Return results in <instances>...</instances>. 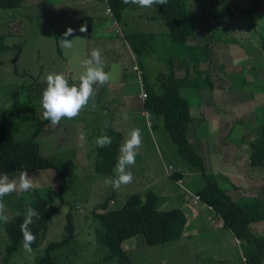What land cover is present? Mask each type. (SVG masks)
<instances>
[{
    "label": "rangeland",
    "instance_id": "rangeland-1",
    "mask_svg": "<svg viewBox=\"0 0 264 264\" xmlns=\"http://www.w3.org/2000/svg\"><path fill=\"white\" fill-rule=\"evenodd\" d=\"M231 1H212L209 11L201 0H188L192 38L198 40V49L224 43L228 49L217 60L230 71L243 66L235 65L242 54L254 53L246 35L259 39L261 33L221 26L225 17L235 22L237 12L231 17L224 11ZM108 6L106 0H24L18 7L0 8V35L5 44L0 51V122L15 139H28L38 129L40 153L54 163L68 184L60 199L61 176L52 167L0 174V264H35L47 243L65 236L68 212L74 235L49 252L57 263L119 264L116 257L107 258L109 248L97 239L102 217L107 214L105 219L116 224L122 219L116 210L126 198L149 190L157 196L158 210L180 208L186 224L179 239L163 244L149 245L142 234L125 240L132 264H242L243 253L238 254L232 231L220 224L221 218L205 202L194 203L191 198L205 185V178L177 152L162 118L149 114L139 97L141 81L155 83L157 73L169 68L172 48L160 12L152 0H127L115 22L112 11L106 12ZM196 13L204 26L196 23ZM255 19L264 22V13L255 14ZM132 31L155 34L153 50L146 58L139 59L129 46L126 35ZM204 57L210 61V51ZM135 62L143 71L141 79L133 69ZM192 91L180 90L187 100ZM190 113L191 117L198 114L193 107ZM196 122L199 134L191 139L188 123L187 136L205 172L233 199L264 202L253 186L255 172L264 166L249 165L250 142H243V128L228 135L223 129V134L206 142L202 136L205 123ZM107 127L120 132L121 139L112 172L100 173L94 167L96 147ZM255 132L259 139L261 131ZM243 163L245 168L235 169ZM175 170L182 176V185L169 173ZM178 195L182 200H171ZM38 198L53 207L45 234L35 246L19 242L6 256L7 220L17 214L32 220V204ZM193 215L195 221L190 222ZM189 223L196 226L192 231L186 228ZM250 229L264 236V220L251 223Z\"/></svg>",
    "mask_w": 264,
    "mask_h": 264
},
{
    "label": "trees",
    "instance_id": "trees-1",
    "mask_svg": "<svg viewBox=\"0 0 264 264\" xmlns=\"http://www.w3.org/2000/svg\"><path fill=\"white\" fill-rule=\"evenodd\" d=\"M23 1L0 0V8L18 7ZM106 1L116 17L115 20H119L127 0ZM152 2L167 27L170 43L175 46H171L168 72H159L155 83L144 82L146 98L143 106L149 114L162 118L163 126L176 145L177 152L190 166L198 167L200 170L205 178V185L196 193L221 218L222 225L229 228L238 239L245 264H264V236L255 234L250 229L251 223L264 220V202L257 203L259 199L246 202L232 199L230 193L218 185L215 177L205 172L202 158L187 137L191 116L188 100L182 96L180 90L184 87L198 89L212 86L209 74L210 61L205 60V57L201 58L208 53L207 48L199 50L198 44L191 46L186 44V41L194 36L189 15V2L188 0H152ZM126 38L139 59L146 58L153 50L154 33L132 31L126 35ZM176 44L181 46L179 50ZM17 46L20 47V45ZM4 47L3 36L0 35V51ZM188 48L190 56L186 57ZM176 49L178 56L174 57ZM260 131V140L249 143L251 152L248 163L253 167L264 166V123ZM37 133L38 129L28 139H15L3 122H0V174L52 167L61 176L59 197L62 199V193L68 185L67 181L54 163L40 153V143L36 139ZM98 138L100 142L96 147L95 170L100 173L112 172L117 162L121 134L107 127ZM173 176L179 177L180 174L174 171ZM156 201L157 196L151 190L144 194L132 193L116 210L119 212L118 216L122 214L121 221L111 224L105 219L107 214L102 217V228L97 230L96 234L98 241L109 248L110 254L107 258L116 257L119 264H132L124 243L125 240L137 234H142L149 245L163 244L182 236L186 224L183 211L180 208L158 210ZM106 202L104 201L101 206L104 207ZM33 203L32 220H26L21 214L7 220L6 230L10 243L6 248V256L17 249L19 242L35 246L40 236L45 234L53 207L40 198ZM66 217L65 236L59 241L47 243L44 254L37 258L35 264H58L49 252L64 245L74 235L71 214L68 212Z\"/></svg>",
    "mask_w": 264,
    "mask_h": 264
},
{
    "label": "crops",
    "instance_id": "crops-1",
    "mask_svg": "<svg viewBox=\"0 0 264 264\" xmlns=\"http://www.w3.org/2000/svg\"><path fill=\"white\" fill-rule=\"evenodd\" d=\"M201 1L210 11L212 9L210 2H214L215 0ZM245 2L246 0H232L229 2L224 11H226L231 17L235 16L233 11H236V19L234 20V23H229L230 18L225 17L226 24L223 23L221 26H224L227 29H233L234 31L235 29H239L243 33L254 31L256 29L260 30L261 33H259V39L251 38L249 34L246 35V39H248L247 43L251 44L252 49L254 48V53L249 55L248 52L246 57L242 54L240 58L236 59L235 65L237 63H242L243 66H236L232 68L231 71L233 72H231L230 70H224L223 67L225 64L220 66V62L217 60V56L219 54L227 51V46L220 42V45H217L214 48L212 45H209L208 52L210 51L211 54L209 74L212 86L210 88L194 89L195 91H192L194 93H191L190 99L188 100L189 111L191 112V107H193L198 113L196 117H191L189 122V125L191 124L189 128V135L191 139H195L197 134H199V132H197L199 128L196 121L205 123V126L202 128V136L205 138L206 142L211 141L212 136L215 139L219 136V134H223V129L226 130L228 135L233 131L235 132L239 127L243 128V142H256L261 138L256 139L258 136H256L255 130L259 129L260 131L261 125L264 123V39H262V37H264V22H257L255 14L264 13V0H248L247 3L249 6H247ZM229 5H231V7ZM239 5H243V8ZM198 14L199 13H196V23L204 26L206 23L202 24V17L198 16ZM202 14L205 15L203 12ZM209 28L210 27H208V29ZM261 34L262 37L260 36ZM168 41V45H174L173 43H170V39H168ZM186 44L189 46L198 44V40L191 37V39L189 38L186 41ZM179 47L181 48V46L176 44V48L178 49ZM177 49L174 52V57L178 56ZM242 50L243 48L239 47V51ZM185 54H187L185 55L186 57L190 56L189 48L186 49ZM167 59H169V56ZM250 114H252V116L247 120V116ZM249 149L250 150L247 152V155L251 151L250 146ZM221 163H223V161H221ZM224 165L227 166V163ZM245 167L246 163L235 165L236 170H240ZM263 174L264 169H260L255 172V183L253 185L255 187L254 191L259 192L262 196H264V182L262 180ZM179 177L182 176L180 175ZM238 191H240V188L237 189V192ZM178 199L182 200V197L179 195L171 197V200L173 201H177ZM194 217L195 215H193L190 222L195 221ZM193 227L196 226L189 223V227L187 225L186 228H189L192 231V229H194ZM257 229H261V227L258 226ZM186 234H188V232ZM234 242L236 243L235 247L238 250V254L241 255L243 252L237 238H234ZM243 258L244 257L242 255L241 261L242 264H245Z\"/></svg>",
    "mask_w": 264,
    "mask_h": 264
},
{
    "label": "built area",
    "instance_id": "built-area-1",
    "mask_svg": "<svg viewBox=\"0 0 264 264\" xmlns=\"http://www.w3.org/2000/svg\"><path fill=\"white\" fill-rule=\"evenodd\" d=\"M106 12L107 13H111V9L109 8V6H108V8L106 9ZM115 21V20H114ZM116 22V21H115ZM117 31V30H116ZM133 69L137 72V74H138V77L141 79L142 78V75H143V71H142V69L139 67V65L137 64V62H135V64L133 65ZM141 85H142V87H141V90H140V92H139V97L144 101V99L146 98V91H145V89H144V83L141 81ZM169 169H173V167L172 166H169L168 167ZM170 173V175H172L173 173H174V171H170L169 172ZM175 181H176V183L178 184V185H182L183 184V180H182V178L181 177H176L175 178ZM192 200L194 201V203H196V202H198L199 200H201L200 199V196L195 192L193 195H192ZM210 207V206H209ZM244 259V258H243ZM245 260V259H244Z\"/></svg>",
    "mask_w": 264,
    "mask_h": 264
}]
</instances>
